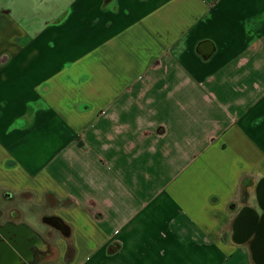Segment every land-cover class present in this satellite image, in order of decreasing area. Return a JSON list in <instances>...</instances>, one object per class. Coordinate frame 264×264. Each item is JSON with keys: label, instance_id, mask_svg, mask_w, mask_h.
Wrapping results in <instances>:
<instances>
[{"label": "crops", "instance_id": "obj_1", "mask_svg": "<svg viewBox=\"0 0 264 264\" xmlns=\"http://www.w3.org/2000/svg\"><path fill=\"white\" fill-rule=\"evenodd\" d=\"M43 13L0 0V191L47 229L16 207L0 224L42 243L39 264H255L254 235L232 234L244 209L260 214L264 0Z\"/></svg>", "mask_w": 264, "mask_h": 264}, {"label": "flooded vegetation", "instance_id": "obj_2", "mask_svg": "<svg viewBox=\"0 0 264 264\" xmlns=\"http://www.w3.org/2000/svg\"><path fill=\"white\" fill-rule=\"evenodd\" d=\"M257 211L260 214L262 213L260 207ZM254 215V210L244 209L236 218L232 234L234 240L242 241L246 238V227L250 223H253ZM12 216V212H10L8 218ZM43 221L54 228L63 229L62 224L54 218H44ZM25 233L23 227H13L10 221L0 224V242L6 244V247L12 252L18 264H39L45 251L42 243L40 241L34 242L33 239L27 238ZM255 264H264V256L256 258Z\"/></svg>", "mask_w": 264, "mask_h": 264}, {"label": "rangeland", "instance_id": "obj_3", "mask_svg": "<svg viewBox=\"0 0 264 264\" xmlns=\"http://www.w3.org/2000/svg\"><path fill=\"white\" fill-rule=\"evenodd\" d=\"M54 1L55 0H9V4L12 6L13 9L20 10L21 16H24V14L26 16L27 14L28 16L40 18L46 15V13H43V9L45 8V6L47 4L53 3ZM18 199L19 198H15V200L13 201L7 198H3V194L0 191V206L6 207V209L13 207L19 208L21 215V218L19 219L20 221L27 223L36 232H41L42 230H44L46 226H44V224H42L41 220L39 219V210L34 209V207L24 205V202L22 200L19 201ZM252 207H254L256 210L259 209L256 197L252 201ZM53 233L54 238H56L57 234L55 232Z\"/></svg>", "mask_w": 264, "mask_h": 264}, {"label": "water", "instance_id": "obj_4", "mask_svg": "<svg viewBox=\"0 0 264 264\" xmlns=\"http://www.w3.org/2000/svg\"><path fill=\"white\" fill-rule=\"evenodd\" d=\"M256 198L262 213L255 214L253 223L246 227V237L254 235L251 245L254 259L264 256V178L259 181L256 187ZM0 256V264H18L4 242H0Z\"/></svg>", "mask_w": 264, "mask_h": 264}, {"label": "trees", "instance_id": "obj_5", "mask_svg": "<svg viewBox=\"0 0 264 264\" xmlns=\"http://www.w3.org/2000/svg\"><path fill=\"white\" fill-rule=\"evenodd\" d=\"M56 220H58V219H56ZM59 221V220H58ZM60 223H61V221H59Z\"/></svg>", "mask_w": 264, "mask_h": 264}]
</instances>
